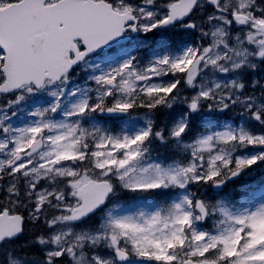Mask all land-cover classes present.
<instances>
[{"label":"snow or ice","instance_id":"obj_1","mask_svg":"<svg viewBox=\"0 0 264 264\" xmlns=\"http://www.w3.org/2000/svg\"><path fill=\"white\" fill-rule=\"evenodd\" d=\"M261 167L264 0H0V264H264Z\"/></svg>","mask_w":264,"mask_h":264},{"label":"rangeland","instance_id":"obj_2","mask_svg":"<svg viewBox=\"0 0 264 264\" xmlns=\"http://www.w3.org/2000/svg\"><path fill=\"white\" fill-rule=\"evenodd\" d=\"M239 119H240V117H239Z\"/></svg>","mask_w":264,"mask_h":264}]
</instances>
